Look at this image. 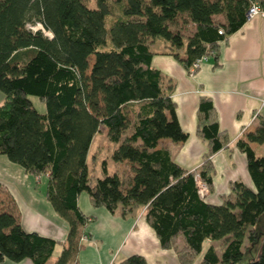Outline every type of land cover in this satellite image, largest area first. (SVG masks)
I'll return each instance as SVG.
<instances>
[{
    "label": "trees",
    "instance_id": "1",
    "mask_svg": "<svg viewBox=\"0 0 264 264\" xmlns=\"http://www.w3.org/2000/svg\"><path fill=\"white\" fill-rule=\"evenodd\" d=\"M253 3L264 9V0H0V155L46 175V199L68 224L58 241L26 231L12 211L0 209V263L45 264L59 244L53 264H69L89 222L78 206L86 192L111 212L143 208L160 247L174 250L179 264H264V155L250 145L264 143V110L256 128L236 141L252 185L231 181L219 203L208 202L198 180L213 190L211 156L226 147L228 135L211 98L201 96L196 134L207 147L201 165L185 169L158 146L188 134L172 100L175 83L152 66L150 47L163 39L195 74V60L216 54ZM178 20L191 32L184 34ZM29 96L46 111L38 112ZM102 131L114 144L111 159L129 165V179L108 173L103 161V176L91 181L88 152ZM114 264L147 262L133 254Z\"/></svg>",
    "mask_w": 264,
    "mask_h": 264
},
{
    "label": "crops",
    "instance_id": "2",
    "mask_svg": "<svg viewBox=\"0 0 264 264\" xmlns=\"http://www.w3.org/2000/svg\"><path fill=\"white\" fill-rule=\"evenodd\" d=\"M150 47L154 52L152 66L175 83L172 100L176 103L181 128L188 134L184 142L175 143L165 139L158 146L169 149L173 160L185 169L194 170L201 165L207 147L196 134V110L199 98L207 96L216 109L219 128L226 132L229 141L226 147L211 156L215 166L213 190L204 198L210 203H219L221 196L229 192V183L234 180L251 186L246 157L237 148L236 141L244 138L242 134L245 130L256 128L258 121L254 116L257 112H263L264 16L248 18L228 36L227 42L220 43L216 54L202 60L195 74L188 73L168 53V45L163 39H154ZM250 145L257 155H264L257 153L262 147L264 150V143ZM5 164L17 180L0 177V209L12 211L26 231H36L63 241L68 224L53 210L46 197L44 200L38 197L39 200L34 196L36 189L30 185L32 174L8 162ZM78 206L89 217V222L82 228L80 248L74 257L76 262L114 264L124 257L139 254L144 256L147 264H179L172 249L160 247L153 229L145 221L143 208L122 214L118 206L111 212L103 206H94L86 192L78 196ZM0 264L32 262L27 259L21 262L5 260ZM193 264L200 262L198 260Z\"/></svg>",
    "mask_w": 264,
    "mask_h": 264
},
{
    "label": "rangeland",
    "instance_id": "3",
    "mask_svg": "<svg viewBox=\"0 0 264 264\" xmlns=\"http://www.w3.org/2000/svg\"><path fill=\"white\" fill-rule=\"evenodd\" d=\"M177 23H179L177 25H181V28H182L184 34H188L191 32V30H192L191 24L183 22L181 20H178ZM4 98H5V96H4L3 92L0 91V103H2ZM29 99L31 100L33 106L36 108V110L38 112L42 113V112L46 111L45 104L43 102H41L38 97L29 96ZM263 110H264V108H263ZM258 114H259V112H257L255 114V117H257ZM113 147H114V144L108 139L105 131H102L100 133L95 134V136L92 140V143H91V146H90V149L88 152V158H87L88 170H89V174L91 176L92 182H95L97 178H100L103 176V169H102L103 161H105V166H106V170L108 173L116 172L117 174H120L124 178H127V179L130 178L131 169H130L129 165L114 162L111 159V152L113 150ZM257 153L258 154L259 153L264 154L263 147L260 150H257ZM5 162H8L9 164L15 166L16 168H20V169L22 168L21 166L8 161V159L5 156L0 155V177H4L7 179H13L14 181L17 180V178L13 177L12 170L5 164ZM31 178H32V183L30 185L32 188L36 189V191H35L36 193L34 196H36L37 199H39L38 197H40L41 200H42V198L44 200V198L46 197L45 192H46V186H47L46 175H44V174L33 175L32 174ZM198 183H199L200 189L202 190L201 196L203 194H206V196H207L209 191H208L206 184L200 180H198ZM5 191L7 192V190H5ZM5 197H6V194H5ZM13 198H14V196L12 197V200H13ZM6 208H8V207H6ZM178 245H179V247H181V245H182L181 240L178 242ZM215 245H216V249L218 250L217 252L220 254V252H221V241L216 242ZM245 245L246 246L248 245L247 241H245ZM246 246H245V248H246ZM60 252H61V245L58 244L55 247L52 255L46 261L45 264H53L55 262V260L57 259L58 255L60 254ZM176 257H177V255H176ZM196 261H198V259ZM70 263L71 264H82L81 261L77 260V262H76L74 259Z\"/></svg>",
    "mask_w": 264,
    "mask_h": 264
},
{
    "label": "built area",
    "instance_id": "4",
    "mask_svg": "<svg viewBox=\"0 0 264 264\" xmlns=\"http://www.w3.org/2000/svg\"><path fill=\"white\" fill-rule=\"evenodd\" d=\"M255 15H262V16H264V9H262L259 5H258V3H253L250 7H249V9H248V11H247V17L248 18H251V17H253V16H255ZM33 30H35V29H37V28H39V27H41V25L38 23L37 25H31L30 26ZM48 33V32H47ZM207 56L206 55H203V56H201V57H199V58H197L196 60H195V62L192 64V66H191V70H194L195 68H198L199 66H200V64H201V62H202V60L203 59H205ZM261 108L263 109L264 108V100L262 101V104H261ZM260 108V109H261ZM255 117V116H254ZM198 187H199V194H200V196H201V189H200V186H199V183H198ZM206 197V194H203L202 195V197Z\"/></svg>",
    "mask_w": 264,
    "mask_h": 264
}]
</instances>
